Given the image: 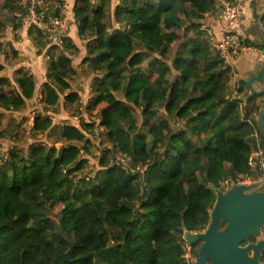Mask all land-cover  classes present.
<instances>
[{
	"label": "trees",
	"instance_id": "1",
	"mask_svg": "<svg viewBox=\"0 0 264 264\" xmlns=\"http://www.w3.org/2000/svg\"><path fill=\"white\" fill-rule=\"evenodd\" d=\"M12 7L5 0L4 11ZM215 9L213 0H121L117 14L127 29L110 33L103 6L69 1L68 36L77 28L97 44L85 60L97 72L88 118L105 105L84 126L102 128L111 147L93 159L83 186L76 176L88 150L74 143L75 125L56 126L50 111L72 88L74 49L68 37L47 47L49 80L41 89L49 116L35 118L33 130L51 143L14 144L0 166V264H52L70 248L64 264H186L178 247L185 232L209 224L212 187L220 191L228 173L255 179L248 165L255 135L264 147L254 116L261 106L242 114L229 95L230 69L202 32L188 35L187 25L199 29ZM2 25L0 18V32ZM38 90L32 75L16 76L0 112L36 104ZM63 97L78 99L76 92ZM170 119L187 120V129L171 131ZM197 252L191 246L193 258Z\"/></svg>",
	"mask_w": 264,
	"mask_h": 264
},
{
	"label": "crops",
	"instance_id": "2",
	"mask_svg": "<svg viewBox=\"0 0 264 264\" xmlns=\"http://www.w3.org/2000/svg\"><path fill=\"white\" fill-rule=\"evenodd\" d=\"M95 4H98L100 6H103L106 11V17L103 21L108 26V31L115 32V31H123L127 29V25L124 24L120 20L121 15L117 14V9L119 4H117V0H94ZM121 3V0L119 1ZM53 3L50 5V12L55 13V15H60V12L56 7L52 6ZM107 10H106V8ZM255 8V14L257 16V23L258 27L260 29V32L264 38V0H254L253 4L251 5L248 16L241 19V21L237 24L238 29L241 30L243 34V38L246 42V44H252L253 42L259 43V34L257 30V24L255 22V16H254V9ZM262 20V21H261ZM126 23V22H125ZM223 20L221 19L219 13L215 9L214 12L207 13L204 16V19L202 20L199 31H201V26L206 24L209 27H211L213 30H218L223 25ZM253 26L256 28L255 31V37L250 33V31L253 29ZM25 33V34H24ZM22 38L15 39V37H8L7 41H9V45L12 49L13 53H16V56L14 55L12 64H3L4 62L1 61L0 63V103L5 98L6 88L13 85V79L16 76H30L32 75L35 79L36 85L38 86V94L42 96V84L44 82H47L48 76H47V58H46V49L44 47H41L42 50L37 46L36 42L38 41L33 35H30L26 32L22 33ZM5 40H2L4 42ZM68 43L71 45L74 49L73 54V73L69 74L67 77L71 83V90L64 92L63 96H66L70 92H76L78 95V99L74 103H69L66 100H64V97L62 96L58 105L54 107L53 109H50L52 112V119L54 121L55 125H64L66 123H73L75 125V132L83 131V128L81 124L78 121V117H88L85 111L86 105L91 101L93 94L91 92V85L94 75L97 72H94L91 67L89 66V62L85 61L88 57H90L89 53L91 49L95 48L97 45L96 42L93 40V37L91 34L78 36L77 34V28H75L74 31H72L68 36ZM264 64V55H260L258 53L249 52V53H241L237 57H233L230 59L228 68L233 72L231 74L230 78V91L229 95H231L233 92L238 91L239 94H242L244 90H242V83L244 82L241 80V75H246L249 72H258L259 69ZM95 73V74H94ZM261 87L264 86L263 83H257L254 85V87ZM257 100H254L249 105V108L253 106L254 104L261 106L264 105V96L263 97H256ZM36 104H28L24 108V110H21L19 112H0V130L1 128L7 129L12 128L13 131L17 130L14 127L18 126V131L22 135L23 131L20 129L24 126L22 125L23 122L26 121L27 116L29 115L30 110H34V108L37 107ZM83 106V107H82ZM65 107V108H64ZM70 107V108H69ZM76 107L80 110L84 109L83 112L76 111ZM262 107V106H261ZM73 109L75 110V113L72 112ZM105 109V105L99 106L95 108L90 113V118L92 120H95L98 118L102 111ZM264 109V106H263ZM61 111V115L64 116V119L70 120L65 122H60V124L57 121L58 113ZM67 111V112H66ZM70 111V112H68ZM91 114L95 115L94 117H91ZM1 116L3 118H1ZM25 117V119H24ZM56 117V118H54ZM61 118V117H60ZM88 120H90L88 118ZM25 130V127H24ZM79 130V131H78ZM99 131H103L102 128H98ZM36 133V134H35ZM32 134V139L30 142H28V139H23L22 143L20 144L19 141L16 142L18 145H24L31 142H44L49 143V139L41 132H35ZM35 134V135H34ZM23 137V136H22ZM0 153H8V151L12 148L14 145V142L9 139L1 140L0 141ZM86 159L90 160V156H87ZM90 163V161H87Z\"/></svg>",
	"mask_w": 264,
	"mask_h": 264
},
{
	"label": "water",
	"instance_id": "3",
	"mask_svg": "<svg viewBox=\"0 0 264 264\" xmlns=\"http://www.w3.org/2000/svg\"><path fill=\"white\" fill-rule=\"evenodd\" d=\"M253 10L259 38L264 45L255 8ZM241 80L252 96H264V86L258 89L254 87L255 84L264 82V64L258 72L241 75ZM261 106L258 124L264 140V105ZM258 187V183L238 184L231 186L226 192L212 187L216 193V200L206 229L196 234L184 233L187 245L192 246L200 242L193 264H264V235L261 231L264 228V191L257 190ZM253 237L257 240L249 242ZM71 252L70 248L67 252L58 255L52 259V264L70 262ZM88 255L92 256L96 253Z\"/></svg>",
	"mask_w": 264,
	"mask_h": 264
},
{
	"label": "built area",
	"instance_id": "4",
	"mask_svg": "<svg viewBox=\"0 0 264 264\" xmlns=\"http://www.w3.org/2000/svg\"><path fill=\"white\" fill-rule=\"evenodd\" d=\"M69 1L70 0H62L63 9L65 10L64 15H54L50 17L48 15L50 6H48L46 0H20L18 7L23 8V10L19 13L18 21L16 23L17 28L12 30L13 34L20 35L23 30L25 31L27 28H35L37 29L39 36V39L37 40L45 45V49L52 45L63 44L68 37L69 32ZM119 1L120 0H117V4L120 3ZM213 1L215 8L224 23L222 27L216 31L204 24L201 26V31L203 37L219 55L222 65L224 67H229L230 65L227 66V64H229L230 59L239 56L241 53L256 52L262 55V50L246 44L241 30L237 27V24L241 19L248 16L253 0ZM46 58L49 59V56L46 55ZM232 73L233 72L231 71V74ZM238 94L237 91L233 92L230 95L231 99L238 100ZM36 102L38 104L37 107L29 113L25 121L27 124L26 127L24 126V133L27 136L28 142L32 139L35 118L38 116H49V111L46 112L47 110L43 108V98L41 95H38ZM82 107L79 110L81 112L84 111ZM240 111L242 114L245 112L241 107ZM62 126L63 125H60L59 127ZM8 158L9 156L7 153L0 155V166L4 165L8 161ZM115 160L124 167L129 166L128 159L124 156L117 155ZM248 165L256 173L255 179L235 177L231 173H228L226 179L222 182L221 187L228 190L233 185H250L252 183L259 184L257 190H261L262 187H264V147L257 135L254 136L253 150L250 154ZM90 176L91 173L88 172L85 179L88 180ZM76 179H81L80 175L76 176ZM261 231L263 233L264 228H262ZM186 252V254L184 253V255L181 256L185 259L186 264H193L195 258L192 257L191 248H188Z\"/></svg>",
	"mask_w": 264,
	"mask_h": 264
},
{
	"label": "rangeland",
	"instance_id": "5",
	"mask_svg": "<svg viewBox=\"0 0 264 264\" xmlns=\"http://www.w3.org/2000/svg\"><path fill=\"white\" fill-rule=\"evenodd\" d=\"M20 0H12V5L14 8V12H11V9H9L8 11H4V4H5V0H0V18L2 19L3 25H2V30L0 32V39L5 40L4 42L1 43L0 45V63L1 61L4 62L3 64H12V60L14 57V55L16 56V53L12 52V49L9 45V41H7L8 37H15V39H19L22 38V33L26 32L30 35H33V37H35L36 39H39L38 36V31L35 28H27L25 31L23 30V32L19 35H15L13 34L12 30L16 29V23L18 21V16L19 13H21V11L23 10V8L18 7V3ZM48 6H50L52 3L54 7H56L60 12V16L65 14V10L63 9V3L62 0H48L46 1ZM49 2V3H48ZM51 8V7H49ZM106 8V7H105ZM107 10V8H106ZM48 15L54 16L55 13H51L49 11ZM262 21V20H261ZM188 27V35L192 36L193 34L196 33V31L198 30L197 27H192L190 24L187 25ZM255 31L256 28L253 26V29L250 31V33L255 37ZM184 30L182 29L181 33H183ZM25 34V33H24ZM37 46L41 49V47H45V45L41 42V41H37L36 42ZM252 46L257 47L258 49L262 50V55H264V45L261 44V41L259 40V43L253 42L252 44H249ZM49 62V59L47 60V64ZM256 89L260 88V87H255ZM242 90H244V92L242 94H238V100L240 101V107L246 111V109L249 108V105L251 104V102H253L254 100H257L258 98H256L255 96H252V94L249 92L248 88L246 87V84L243 82L242 83ZM238 92V91H237ZM239 93V92H238ZM263 97V96H262ZM65 108V107H64ZM70 108V107H69ZM60 111V110H59ZM76 111L79 112L78 107H76ZM67 112V111H66ZM70 112V111H68ZM75 113V110L73 109V111ZM81 112V111H80ZM258 115L259 113L255 114V118L258 121ZM95 115L91 114V117H94ZM61 117V118H60ZM1 118H3L1 116ZM56 118V117H54ZM25 119V117H24ZM89 119L91 121H93L90 117ZM66 119H64V116L61 115V111L58 113V117H57V121L56 122H65ZM66 121H70V120H66ZM78 121L81 124L83 131H79L78 133L74 131V136H75V140L74 143L78 144L81 148H82V152H84V148H86L88 150V155L83 153L81 154L83 158L86 159L87 156H90V160L86 159V161H90V163H84L81 167V170H79V173H81L82 175L80 176V180H82L81 184L83 183V186L85 183H87L88 181L85 179L86 174H88V172H92L95 168V164L93 163V159L97 158L100 153H102V150H106V149H110L111 145L108 142L107 136L104 132L99 131L98 129L95 130H89L87 129V127H85L84 125L87 123L88 121V117H78ZM26 122H23L22 125H24L26 127ZM62 124V123H60ZM169 127L171 129V131H177V130H185L188 127V122L187 120H174V119H170L169 122ZM259 125V124H258ZM19 126V125H18ZM24 126L20 129L21 131H23L22 135L20 134V132L18 130H12L6 139H11L12 142H14V144H16V142L19 141V143L21 144L22 141H24L23 139H27V136L24 133ZM56 126H60V125H56ZM1 127V126H0ZM5 132L4 128H1L0 130V134H3ZM35 133V132H33ZM36 134V133H35ZM34 134V135H35ZM5 135V133L3 134ZM23 136V137H22ZM194 140H198V137L195 135H192ZM3 138V137H2ZM5 138V137H4ZM2 139L0 138V141ZM50 141V140H49ZM51 143V141H50ZM1 146V145H0ZM56 146H60V143H56ZM86 152V151H85ZM4 153H0V155H3ZM8 154V153H7ZM105 154V152H104ZM107 156L109 154H106ZM221 192H226V189H223V187H221L220 189ZM261 191H264V187H262ZM206 229L203 227H198L196 230L192 231V233L196 234V233H201ZM264 235V232L262 233ZM262 235V236H263ZM261 236V237H262ZM263 238V237H262ZM193 247H195V249H199L200 247V242H196L192 245ZM188 248H191L189 245H187L186 241H184L183 243H181V245L178 247V252L180 255H184V253L186 254ZM186 250V251H185ZM264 255V254H263Z\"/></svg>",
	"mask_w": 264,
	"mask_h": 264
},
{
	"label": "flooded vegetation",
	"instance_id": "6",
	"mask_svg": "<svg viewBox=\"0 0 264 264\" xmlns=\"http://www.w3.org/2000/svg\"><path fill=\"white\" fill-rule=\"evenodd\" d=\"M256 240H257V238L253 237V238H251V239L249 240V242H255ZM208 264H210V263H208Z\"/></svg>",
	"mask_w": 264,
	"mask_h": 264
}]
</instances>
